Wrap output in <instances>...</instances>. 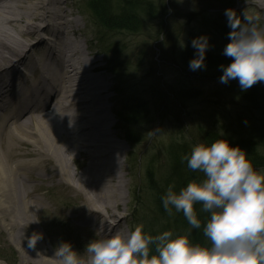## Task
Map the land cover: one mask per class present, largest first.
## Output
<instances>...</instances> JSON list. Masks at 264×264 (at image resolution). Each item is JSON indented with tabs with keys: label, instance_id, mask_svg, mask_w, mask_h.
<instances>
[{
	"label": "rangeland",
	"instance_id": "1",
	"mask_svg": "<svg viewBox=\"0 0 264 264\" xmlns=\"http://www.w3.org/2000/svg\"><path fill=\"white\" fill-rule=\"evenodd\" d=\"M67 1L74 3L69 9L80 22L76 38L83 48H89L101 67L100 76L109 86L107 99L103 101L107 115L113 120L111 131L123 141L121 193L127 206L117 211L128 218L122 224L123 232L142 225L146 234L157 235L166 224L172 225L178 212L173 209L170 217H165L156 199L176 181L172 174L176 157L188 153L193 144L201 143V129L228 136L239 129L235 120L240 117L247 126L254 124L264 134V100L254 107L240 97L237 80L219 82L220 68L191 71L180 59V52L192 36L207 34L209 49L224 48L212 21L224 14L226 8L234 9L237 14L246 11L256 16L257 8L245 0H147V4L155 6V11L140 16L138 29L110 31L94 21L84 7L85 0ZM260 25L264 27L261 19ZM19 50L10 52L4 60ZM112 69L114 74L109 72ZM254 85L261 86L264 94V82ZM185 91L187 95L183 94ZM131 98L143 101L147 109L145 120L134 128L138 137L134 143L125 138L114 114ZM255 168L264 171V166ZM36 171L38 175L33 171L31 181L34 187H40L33 195L41 201V206L36 208L32 224L43 235L38 241L49 251L61 241H67L83 253L95 235L75 217L80 211L76 206L82 203L81 196L64 184L57 185L43 171ZM194 175L197 179L203 177L199 172ZM14 231L13 228L11 233ZM20 247L1 226L0 264H22Z\"/></svg>",
	"mask_w": 264,
	"mask_h": 264
},
{
	"label": "bare ground",
	"instance_id": "2",
	"mask_svg": "<svg viewBox=\"0 0 264 264\" xmlns=\"http://www.w3.org/2000/svg\"><path fill=\"white\" fill-rule=\"evenodd\" d=\"M73 4L0 0V61L22 48L13 62L0 63H10L0 68V228L21 245L22 264H58L54 250L40 240L28 247L38 233L32 216L41 206L33 195L40 189L32 184L33 171L81 196L75 217L90 233L123 232L128 222L117 212L127 206L121 193L123 141L111 131L113 120L103 101L109 86L101 67L76 38L80 22L69 9ZM248 5L257 8L264 23V0ZM43 19L50 23L40 28ZM42 32L51 36L49 43Z\"/></svg>",
	"mask_w": 264,
	"mask_h": 264
},
{
	"label": "clouds",
	"instance_id": "3",
	"mask_svg": "<svg viewBox=\"0 0 264 264\" xmlns=\"http://www.w3.org/2000/svg\"><path fill=\"white\" fill-rule=\"evenodd\" d=\"M224 15L229 32L222 54L230 61L219 66V82L237 80L246 91L264 82V27L259 16L246 11L237 14L226 8ZM191 47L189 69L206 68L207 34L194 37ZM183 159L203 177L178 190L169 184L162 205L169 214L173 209L182 212L192 229H202L208 243H193L187 234L170 230L152 236L137 225L127 233L95 234L83 253L61 241L53 252L58 264H264V171L256 169L246 152L223 134L209 143L193 144ZM195 204L208 214L203 221ZM42 238V233H34L28 247Z\"/></svg>",
	"mask_w": 264,
	"mask_h": 264
},
{
	"label": "trees",
	"instance_id": "4",
	"mask_svg": "<svg viewBox=\"0 0 264 264\" xmlns=\"http://www.w3.org/2000/svg\"><path fill=\"white\" fill-rule=\"evenodd\" d=\"M146 1L147 0H86V7L92 18L101 27L107 30L135 31L138 29L140 15L148 13L149 11H155V6L151 3L147 4ZM223 1L233 2V0ZM212 25L225 45L228 42L229 32L225 15L221 14V16L217 17V19L212 21ZM193 38L194 36L189 39L186 47L180 52L181 63L187 67H189V60L194 55V49L191 47V40ZM222 52V46L208 49L205 56L206 68H204V70L219 68L221 64L229 63L230 58L225 57ZM112 72L114 73V70H112ZM261 88V86L255 85L246 91H242L239 88L240 97L242 99L244 98L255 107L260 100H264V94L261 92ZM117 91L121 92L120 90ZM183 94L187 95V92L185 91ZM114 114L122 125V129H124L125 138L130 142H137L138 137L134 128L138 124H141L147 116V109L145 108L144 102L138 98L128 99L122 103L120 109ZM235 121L239 129L233 134L228 136L223 135V137L226 138L230 144L239 145L246 152L253 166H264V134L259 133L258 127L256 128L254 124L247 126L240 117H237ZM199 137L201 142L209 143L214 139L221 138V135H218V133L212 130L201 129ZM184 156V153L183 155L177 156L172 166V174L176 179L174 184L177 190L184 186L187 181L197 179V176L193 177L195 176V172L187 167V161L183 159ZM162 195L164 194H159V197L156 199L159 211H161V214L165 217H170L169 213L163 208ZM201 207L200 204L194 205V209L203 221L208 214L202 212ZM165 230L173 231L175 234H187L188 238L193 243H208L203 235L202 229H192L182 212H178V214L173 216L172 225L171 223L166 224L163 231Z\"/></svg>",
	"mask_w": 264,
	"mask_h": 264
}]
</instances>
